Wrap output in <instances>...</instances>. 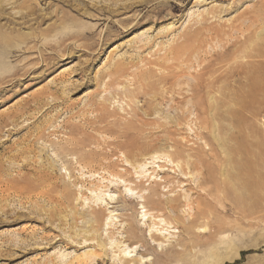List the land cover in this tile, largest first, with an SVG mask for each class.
Here are the masks:
<instances>
[{
  "label": "rangeland",
  "instance_id": "374dc122",
  "mask_svg": "<svg viewBox=\"0 0 264 264\" xmlns=\"http://www.w3.org/2000/svg\"><path fill=\"white\" fill-rule=\"evenodd\" d=\"M22 1L6 5L0 17L3 30L27 33L24 46L0 70V264H84V256L102 253L97 240L84 242L89 234L75 237L74 231L84 228L82 220L70 229L75 210L92 211L95 197L89 189L108 183L101 182L105 172V177L109 171L133 172V164L154 149L185 160L212 140L196 136L206 120L226 150L246 140L258 149L254 191L245 196V187L241 190L244 210L237 203L239 212L225 214L236 206L232 195L213 205L221 212L212 216L227 232L196 237L202 247L189 243L186 248L177 241L189 235L173 224L160 246L141 221L156 249L137 241L120 244L115 228L114 234L109 230L115 235L110 256H98L94 264H113L111 257L125 244L140 246L134 255L149 257L145 264H264V0H124L119 3L136 4L119 11L105 0H27L34 13L26 18L18 12ZM159 5L167 6L162 14ZM169 73L177 78L158 79ZM143 74H151L150 80L141 82ZM197 78L212 92L204 99L211 104L212 95L218 98L214 113L180 122L184 111L204 100L191 97ZM232 158L237 161L232 173L246 181L250 168L241 163L243 151ZM181 180L185 183L176 190L183 193L194 184L190 177ZM110 190L115 199L101 208L102 218L115 210L120 219L138 223L139 202L124 201L114 185ZM161 190L167 199V189ZM85 196L91 199L83 205ZM13 241L27 245L20 248Z\"/></svg>",
  "mask_w": 264,
  "mask_h": 264
},
{
  "label": "bare ground",
  "instance_id": "6f19581e",
  "mask_svg": "<svg viewBox=\"0 0 264 264\" xmlns=\"http://www.w3.org/2000/svg\"><path fill=\"white\" fill-rule=\"evenodd\" d=\"M106 1H113L114 4L118 6L117 7L118 11L121 8H124L126 10L128 8L133 7L136 4V2L132 4H126V3L120 4L119 3V2H123L124 0H105V2ZM11 3H14L13 0H0V17L4 13L5 6ZM18 5H19L18 12L21 13L23 18L28 17L30 13H34V7L32 6V4H29L27 0H23L22 2H20V4L18 3ZM176 7L177 6H175L174 8ZM107 8H111V7L107 5L106 9ZM144 8L145 7H141L139 11L142 12ZM157 8H158V11H157L158 14H162L164 11L167 10L166 5H159ZM111 9L113 10V8ZM117 9L114 8L113 12H116ZM2 27L3 25L0 24V70L5 68L3 64L6 63V58H8L11 54L13 55L18 48L24 46L25 44L24 41H26L27 39L26 32L23 33L24 35L22 34L21 36L13 35V31L11 28L10 30L9 29L3 30ZM21 39H23V42ZM120 70L121 69L119 67L116 69L115 72L118 73L120 72ZM106 77L107 76H105L104 78ZM110 77L111 76L109 75V78ZM139 77H140L139 80L141 82L142 81L144 82V81L150 80L151 74L150 75L143 74V75H139ZM172 78L176 79L177 76L175 74L169 73V74L161 75L158 79L170 82ZM207 88H209V86L204 85V83L200 82L199 79L197 78V83L193 86V92L191 95L192 99L198 98V97H200L201 99H204L205 94H212L211 91L205 90ZM211 99H213L212 100L213 103H211L212 105L208 102V100L204 99L194 105L195 110L189 109L186 113L184 111L183 114L184 115L186 114L187 116L184 117L182 115L178 118V120L180 122H183L186 120V122L188 123L187 118L190 115L191 116L193 115L195 119H200V120L206 119L209 115H213L214 113L213 104L215 103L217 104L218 98L212 95ZM214 100L216 101L214 102ZM183 102L184 100H180L178 103L180 104ZM223 102H224V105L225 104H228L230 106L237 105L236 100H224ZM184 124L185 123H183V125ZM203 126H204L203 128L207 131H202L203 128L201 127V130H199L196 133L197 138L203 140L211 136L212 140H209V142H207L206 140L205 145H200V147H198L194 153L186 154L185 152V154L187 155L185 160H183L182 158H179L178 160H174L175 158H173L172 156L173 154L163 152L161 151L160 148L154 149V150L150 149L152 151L149 154L147 153L146 156L143 155L144 157L141 156L143 158L141 161L137 160L138 162H136L134 159L136 163L133 164V168H134L133 172L131 170H126L127 173L109 171L110 174L108 176L106 175L107 177L103 176L106 173L105 172L102 175L101 182L105 183V181H107L109 184L107 183L106 185L105 184L101 186L99 185L93 189L91 188L89 189L88 187L89 191L91 192L90 194H92L95 197V200L93 203L95 206H98L99 209H97L96 207H93L94 205L92 204L93 205V206L91 205L92 211L91 212L89 211V213L85 212L83 214V213H79L78 210L77 211L73 210L74 211L72 213L73 222L72 224H70V229L74 230L77 227L76 222L79 220H82L84 222V228L80 231H78V229L75 230L74 231L75 237L82 235V234H89V236H87L84 239V242H88L90 240L92 241L97 240L98 245L102 248L101 249L102 253H92L90 255L88 254L84 256V257H87L88 259V261H86L84 264H94V260L98 256L99 258L100 257L103 258V255L104 256L106 255L105 257L110 256L109 255L110 248L108 247V245L109 244L110 246L112 245L115 235L111 236L112 235L111 234L109 236V232H110L109 230L111 229L114 230L115 228H119L117 233H119V235L121 236V239L119 241L120 244L128 242V241H133V242L137 241L136 244L141 243L140 245L141 247H147L149 249H156V247L150 243V240L153 241L152 243L158 242L157 244H159L160 246L165 243L164 237L166 238V234H167L166 231L168 232L169 235H171L170 234L171 231H169V229L172 227L173 224H175L172 227L174 229L178 228L177 226L178 224L182 225L184 232L187 235H189V237L186 236L184 239L182 240L178 239L177 241L179 245H182L186 248H187V244L189 243H193L192 247L194 249L202 247V245H199L197 247L196 237L198 238L199 237H214L219 234L223 235L225 232H227V229L224 226L225 224L221 220L214 219V217L212 216L215 213L214 211L218 210L221 212V210L218 208H216L217 210H215V207H213V205H215L216 203L223 204V202L229 199L231 195H232V199H234V204L236 206L231 207V209H226L224 211L225 214H232L233 211L237 213L239 212L237 210L238 208L240 209V207H242L243 204L246 205L243 202L246 200L244 199V196L242 195L243 191L241 190H243V188L245 187V189L247 190L246 192H244L245 196H247L246 195L247 193L250 194V192L252 193V191H254L256 175L254 176L252 172L255 171V168H256L255 167L256 160H257L256 152L258 151V149H256L253 141L246 140V142H242L238 145H235V147L233 146L229 150H226L223 142L221 141L218 133L216 132V128L211 127L209 125V122H207V120L203 122ZM190 129L192 128L190 127ZM214 138L217 139V142L214 141ZM240 151H243V155H245V158L242 160L241 163L244 166L247 165L248 168H250V172L248 173V177L246 178L247 179L246 181H244L242 177H237L232 173L233 172L232 168L234 166L233 163L237 165V161L233 160L232 156L235 155V153L240 152ZM40 152L42 151L40 150ZM58 152L59 151H57V153ZM53 154L55 153L53 152ZM176 154L181 156V153L179 152H177ZM101 157H99V159ZM127 162L129 163L130 161L127 160ZM49 163L51 164L49 165V169H51L50 166H53L54 164L52 162H49ZM82 166L81 168L83 169ZM101 166L103 165L101 164ZM105 166H107V164ZM106 169H108V167H106ZM109 170L111 169L109 168ZM159 170L164 171V175L159 177V172H158ZM97 174L99 173L97 172ZM97 174H95V176H93L94 175L93 174L92 175L93 178L94 177L96 178V176H98ZM171 174H173L174 179L170 178ZM89 176H91V174ZM188 177L191 178V181H194V184L190 185V187L187 188V192L183 193L182 192L183 190H180V191L176 190L180 187H183V184L185 183V181L181 180V178H188ZM79 180H76V181H79ZM146 182H150L148 186H145ZM231 182H234V184H232ZM103 183H100V184H103ZM177 183L179 184L178 186H177ZM78 184H81V183L79 182ZM92 184L93 183H91V185ZM227 184L228 186L231 185L229 186V189L230 190L232 189L233 193H231V191L228 190ZM110 185H114L117 188V190L120 191L121 198H123L124 201L127 202L129 200L131 201L137 200L139 202V205H141L140 211H139V215L141 216V218L138 223L137 222L128 223L127 220L120 219L117 214H114L115 210H111L108 215L102 218L101 208L103 206L110 205L113 202V199H115L116 191H111ZM161 188L167 189V193L170 194V196L167 199L163 198L165 194H163V191L161 190ZM80 189L82 190V186ZM177 191L179 192L178 194H176ZM218 192L220 193L223 192V195L222 194L219 195ZM107 196L111 199V201H108V199L106 198ZM90 199L89 197L85 196V198L82 199V200H85L83 201L84 203L83 205H86L85 202L88 203ZM237 203H238V208H237ZM240 210L242 211L244 210V208ZM68 212H72V211H68ZM69 215L67 214L62 215L63 218H65V221L67 220L66 218ZM141 221L143 225L148 227L150 240L146 237V233H145L146 231L144 232L142 229V224L140 223ZM147 221H150V222L147 223ZM197 229H202L206 233L204 232L197 233L196 232ZM103 234L108 236L107 237L108 242L103 241V237H102ZM161 235H163L164 237H162ZM12 244H17V246H20V248L27 245V244L26 245L18 244L16 242ZM125 246H126L125 248H122V249L119 248L118 250L119 253L117 255L114 253L113 256L118 257V258L114 259L112 256L111 260L118 261L120 264H145L147 263V261L151 260L149 257H145V256H141L138 259L135 258L134 254H137V250L139 249L140 246H135V245H130V244H125ZM111 253H113V250ZM79 257H77V259L75 260H81V258H83V257L81 258ZM114 261H113V264H114ZM71 264H73V261H71Z\"/></svg>",
  "mask_w": 264,
  "mask_h": 264
}]
</instances>
